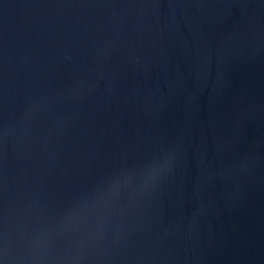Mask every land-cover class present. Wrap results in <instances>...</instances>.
<instances>
[{"label":"water","instance_id":"obj_1","mask_svg":"<svg viewBox=\"0 0 264 264\" xmlns=\"http://www.w3.org/2000/svg\"><path fill=\"white\" fill-rule=\"evenodd\" d=\"M0 264H264V0H0Z\"/></svg>","mask_w":264,"mask_h":264}]
</instances>
